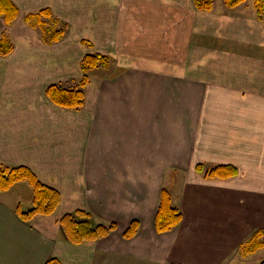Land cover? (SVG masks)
Masks as SVG:
<instances>
[{
    "label": "crops",
    "instance_id": "obj_1",
    "mask_svg": "<svg viewBox=\"0 0 264 264\" xmlns=\"http://www.w3.org/2000/svg\"><path fill=\"white\" fill-rule=\"evenodd\" d=\"M57 3L49 7L67 24L66 35L46 45L18 17L11 28L22 32L13 37L20 50L0 58V168H29L61 201L53 215L24 222L17 211L32 208L29 185L0 193V264H92L99 241L73 245L60 233V218L77 209L96 223H116L118 232L139 220L130 246L150 235L140 250L152 260L155 250L170 258L178 236L206 235L204 211L214 199L225 209L226 192L231 200L251 195L264 209V21L254 8L202 12L192 0ZM91 53L108 56L110 66L90 73L83 106L52 104L47 86L73 89ZM198 164L230 165L238 174L205 179ZM180 171L194 188L183 194L185 222L171 241L172 234L154 233V218L166 173Z\"/></svg>",
    "mask_w": 264,
    "mask_h": 264
},
{
    "label": "rangeland",
    "instance_id": "obj_2",
    "mask_svg": "<svg viewBox=\"0 0 264 264\" xmlns=\"http://www.w3.org/2000/svg\"><path fill=\"white\" fill-rule=\"evenodd\" d=\"M11 1L18 8L19 13L17 18L13 21L12 25L10 26H6L1 21L2 18L0 17V37L2 35L7 36L11 42L13 49L16 47L15 50H20V48L17 47L19 43H17L14 38L17 40L21 38L20 33L22 32L18 31L17 33L16 29L19 26H16L13 29L11 28L13 27V24L17 21L18 17L20 19H23L26 15L30 13H37L38 11L44 8H49L51 10L52 16L50 18L42 17L43 22L53 29L63 28L65 30L66 35L67 24L60 19V13L56 14L49 7V4L60 6V4L57 3L59 2V0H14V2L13 0ZM253 1L254 0H246L240 5H242V7L246 9L249 8V6L251 8H254ZM213 5L216 9H219L220 7H224V2L223 0H213ZM18 24L21 23L18 22ZM36 31L38 34H40L38 29H36ZM11 54H8L7 56L0 55V58L7 59L11 57ZM67 86V88H71L69 87V85ZM71 86L74 88L77 87L73 85ZM196 172L198 174H202L205 179H208L204 176L203 172ZM170 174L166 173L165 186L161 187L160 192L162 190L168 191L170 195V205L178 211L181 218L179 223L174 228L164 233L156 232L154 218L153 229L156 235L172 234L170 236V240L173 241L174 239L172 240V238H176V236L178 235L175 234V232H178V229H181L185 222L184 214L182 213L181 208V200L183 194L187 190V188L194 187H192L193 185H191L192 183H190L192 178H188L187 172L180 171L175 172L174 175ZM208 191L214 193V190L210 187H208ZM24 192L26 191L22 189L21 193ZM227 195L228 193L226 192L223 194L224 199L221 198L227 204L229 201V204L225 206V209V204H223L220 200L218 201L214 199L210 211L203 210L208 219L205 220V222L202 224V227L208 233L204 236H199L197 235L196 229L194 232L195 234H190L188 237L183 238L184 236H178V243L175 245L176 248H174V253L170 258H161L160 253L156 250L154 251L155 256L153 260L145 257V255L141 252L140 249H143L145 246L144 238L150 237V235L147 234H144L142 237H139L140 239H137L134 246H130V241L134 240L138 236V234H140L139 230L141 225L139 220L133 219L128 223L126 229L134 221L137 222V229L134 235L130 238H125L123 236V232L126 229L118 232V226L116 223L98 221V223L103 224L114 223L116 225V228L114 231L110 232L109 235H107L106 237L96 240L99 241L98 245H100V250H97L94 253V259L92 264H261V262L264 260V248H258L254 253H247L245 251L249 246L248 243L250 244L252 240H264V212L262 211L264 209L261 208L260 212L259 210H257V205L255 204L254 206L251 202L253 201V197L251 195L245 198L236 197L233 200L238 201L237 203L232 202L233 200H231V196ZM185 196H187V193ZM212 196L214 197L215 194H212ZM186 198H188V196ZM228 199H230L231 201ZM229 205L237 206H234L233 211H230ZM236 209L238 210V212H236ZM192 212L194 213V211ZM223 220H225L224 223H222ZM92 222L96 224L93 218ZM145 229L147 232H149L147 226H145ZM60 233L62 235L61 230ZM111 236H115L116 240L113 238L110 239ZM182 240L184 241L182 242ZM125 244H129V246H126ZM191 246H194L195 248L190 249ZM198 246L199 249H197Z\"/></svg>",
    "mask_w": 264,
    "mask_h": 264
},
{
    "label": "trees",
    "instance_id": "obj_3",
    "mask_svg": "<svg viewBox=\"0 0 264 264\" xmlns=\"http://www.w3.org/2000/svg\"><path fill=\"white\" fill-rule=\"evenodd\" d=\"M246 0H223L227 9H235ZM196 10L209 12L213 7V0H192ZM253 7L258 20L264 21V0H254ZM18 8L11 0H0V17L6 26L12 25L18 16ZM52 16L49 8H44L37 13H30L23 18L25 24L33 29L40 30L42 41L46 45L57 43L64 35L63 28H51L45 24L42 17ZM54 22V21H53ZM53 24V23H52ZM85 44L86 42L83 41ZM13 50L9 38L5 35L0 37V55L7 56ZM110 66V58L99 53L86 54L80 61L81 79L76 88H63L57 85H49L45 89V96L57 107L78 110L84 104V88L89 82V75L98 69L107 70ZM195 171L203 172L208 179L225 180L235 177L238 170L230 165H217L209 169L203 168L201 164L196 165ZM25 182L32 190V208L26 212L17 211L18 217L24 221H31L35 217H48L58 208L61 197L59 192L42 183L29 168L25 166L1 167L0 168V193L9 191L18 183ZM180 214L170 205L168 191L162 190L155 215V230L164 233L174 228L180 221ZM58 225L66 241L73 245H81L87 242H94L106 237L114 231V223L103 224L92 222V216L83 210H74L64 214ZM137 222H133L123 232L125 238L134 235L137 229ZM254 241V242H252ZM248 243L245 252L254 253L258 248H264V240H252ZM44 264H62L57 258H50ZM264 264V260L261 262Z\"/></svg>",
    "mask_w": 264,
    "mask_h": 264
}]
</instances>
